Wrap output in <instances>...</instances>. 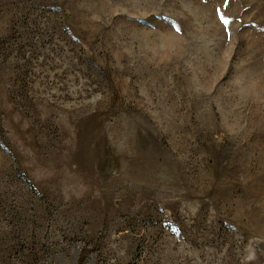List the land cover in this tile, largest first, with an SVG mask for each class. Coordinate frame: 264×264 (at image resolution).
<instances>
[{
    "label": "rangeland",
    "instance_id": "1",
    "mask_svg": "<svg viewBox=\"0 0 264 264\" xmlns=\"http://www.w3.org/2000/svg\"><path fill=\"white\" fill-rule=\"evenodd\" d=\"M0 264H264V0H0Z\"/></svg>",
    "mask_w": 264,
    "mask_h": 264
}]
</instances>
